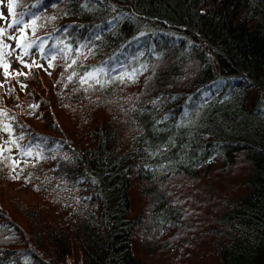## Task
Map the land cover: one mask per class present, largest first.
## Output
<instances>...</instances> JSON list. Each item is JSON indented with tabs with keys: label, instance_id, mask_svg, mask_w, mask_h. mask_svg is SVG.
Here are the masks:
<instances>
[{
	"label": "trees",
	"instance_id": "1",
	"mask_svg": "<svg viewBox=\"0 0 264 264\" xmlns=\"http://www.w3.org/2000/svg\"><path fill=\"white\" fill-rule=\"evenodd\" d=\"M13 4L0 264H264V0Z\"/></svg>",
	"mask_w": 264,
	"mask_h": 264
},
{
	"label": "rangeland",
	"instance_id": "2",
	"mask_svg": "<svg viewBox=\"0 0 264 264\" xmlns=\"http://www.w3.org/2000/svg\"><path fill=\"white\" fill-rule=\"evenodd\" d=\"M13 3V0H11ZM8 3L9 0H0V29L5 30V35L0 37V41H2L3 44H7L9 47L4 48L0 46V53H3L2 56H0V60L7 63L9 65V73L11 68L14 66L15 63V57L16 56H22L23 55V49L17 47V39H9V36L12 37H21L20 42L23 43V39L20 34V32L17 30V26L9 27V25H14L15 20V13L14 9L12 10V13H9L8 9ZM10 53V54H9ZM30 55L25 57V59H30ZM33 63L35 64H41L42 68H44L47 72L51 71V67H49V64L51 63L50 56H43L39 50L33 51ZM19 67L22 69L23 73H26L29 67H25V64L31 66V63H24L19 62ZM16 73H18L16 71ZM9 76L6 78L4 75V69L0 67V85L4 86V92L7 90V82H8ZM217 91V88H216ZM3 137H0V139ZM23 159L27 160L30 157L28 156H22Z\"/></svg>",
	"mask_w": 264,
	"mask_h": 264
},
{
	"label": "snow or ice",
	"instance_id": "3",
	"mask_svg": "<svg viewBox=\"0 0 264 264\" xmlns=\"http://www.w3.org/2000/svg\"><path fill=\"white\" fill-rule=\"evenodd\" d=\"M51 7H56V4H51L49 5ZM14 8V4L11 2V0H9V3H8V9H9V13H12V10ZM112 11H116V8L115 6L112 7ZM52 19H55V17H53ZM32 23L34 24L35 23V19L32 20ZM13 26H17V30L20 32L21 36H23V33H24V30L26 28L29 27V24L27 22H24L23 20L17 18L14 20V25H9V27H13ZM5 35V30L4 29H0V37L4 36ZM9 39H17L18 43H17V47L19 48H22L23 49V55L24 56H27L29 55V49L33 47V45L31 43L29 44H23L20 42V39L21 37H12V36H9L8 37ZM0 46L4 47V48H7L9 47L7 44H3L2 41H0ZM70 50V49H69ZM40 51L41 53L44 52V45L41 44L40 45ZM10 54V53H9ZM3 53H0V56H2ZM18 59L20 60L21 63H24V60H23V56H20L18 57ZM51 59H55V56H52ZM35 63V62H33ZM73 63H75V61H73ZM36 66H40V65H36ZM51 63L49 64V67H51ZM0 67H2L4 69V75L5 77L7 78L9 75H11V73H9V65L5 62H3L2 60H0ZM25 67H29V65L25 64ZM98 71H103L102 69L101 70H98ZM24 73H17V75H23ZM135 77V74H131L128 76V79H134ZM69 79H71V76L69 77ZM119 79L123 80L124 77H119ZM89 80H95L96 83H100V81L98 79H96V73L93 72V73H88L87 75L81 77V84H87ZM92 85L89 84V87H91ZM21 87H26L25 85H21ZM31 107H38V105H32ZM7 112L6 111H0V116H4V117H7ZM3 131L9 133V135L11 136L12 134V128L8 125V124H4L3 125ZM17 139L18 140H24V137L23 136H19L18 138L16 139H12L9 141V143L15 145L17 148H19L20 146L17 144ZM31 143V142H30ZM2 151H11L10 148H4L2 150H0V152ZM22 155L24 156H28V157H31L33 156V151H32V148L29 146V147H26L25 149L22 150ZM35 156H36V159L39 160L41 158H43V153L41 152H37L35 153ZM54 158V157H53ZM67 158V157H66ZM9 160H11V158H7ZM10 167H11V170L13 172H16V168L19 167V161H11L10 163ZM22 171V169H21ZM19 173H17L15 176H13V179H19Z\"/></svg>",
	"mask_w": 264,
	"mask_h": 264
}]
</instances>
